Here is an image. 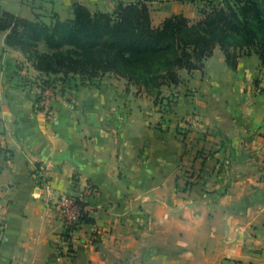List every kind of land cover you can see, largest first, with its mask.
Here are the masks:
<instances>
[{
	"label": "crops",
	"instance_id": "crops-1",
	"mask_svg": "<svg viewBox=\"0 0 264 264\" xmlns=\"http://www.w3.org/2000/svg\"><path fill=\"white\" fill-rule=\"evenodd\" d=\"M76 2L109 11L118 0L0 8L51 21ZM173 5L164 16L187 14L186 1ZM9 29H0V264H264V89L253 85V53L234 69L222 51L216 68L215 46L202 69L180 68L167 113L110 74L57 94L47 116L35 108L39 71L7 44ZM40 165L55 194L95 187L92 221L66 233L36 182Z\"/></svg>",
	"mask_w": 264,
	"mask_h": 264
},
{
	"label": "trees",
	"instance_id": "trees-1",
	"mask_svg": "<svg viewBox=\"0 0 264 264\" xmlns=\"http://www.w3.org/2000/svg\"><path fill=\"white\" fill-rule=\"evenodd\" d=\"M215 1L209 0L210 8L200 21L173 13L156 26L146 0L119 1L111 11H93L76 2L72 17L53 14L49 23L0 8V29L10 27L7 44L19 49L37 70L47 71L45 61H50L64 73V80L77 74L84 81V74L91 78L113 73L160 95L162 84L180 81L178 69H202L217 44L231 68L238 65L237 47L255 53L264 67V0ZM38 40L54 51L40 53L33 48ZM165 107L164 113L172 109ZM82 219L92 221L88 216Z\"/></svg>",
	"mask_w": 264,
	"mask_h": 264
},
{
	"label": "rangeland",
	"instance_id": "rangeland-1",
	"mask_svg": "<svg viewBox=\"0 0 264 264\" xmlns=\"http://www.w3.org/2000/svg\"><path fill=\"white\" fill-rule=\"evenodd\" d=\"M119 1L130 2L133 0H118V2ZM171 1L172 2H168V0H146L148 6L150 8V13H151L153 25L156 26V25L160 24V22L166 17V16H164V14H167V13H170V12L176 10L175 5H173L175 0H171ZM183 1H186L188 4V9L186 10V12H187L186 16L189 17L191 19V21H193V22H197V21L202 20L204 17L202 12H204L205 10L210 8V4H208L209 0H183ZM218 1H220V0H216L215 2L217 3ZM95 10H98V9H95ZM99 10H101V9H99ZM111 10H109V11H111ZM72 15L73 14H71L70 17H72ZM44 22L49 23L50 21H49V19H47V21H44ZM216 46H219V45L217 44ZM33 48L37 49L40 53H51L54 51L53 48L48 47L47 44L43 40H38L37 45L33 46ZM235 50L239 55L238 58L240 56H243V55H248V54L244 53L245 50H242V49L240 50V48H238V47ZM253 54H254L255 58H258V56L255 53H253ZM222 56H223L222 50L218 47V50L213 55V58L211 61L214 65H216V68L217 67L219 68L218 60H220V58ZM45 62H46L45 64H47L49 67L48 70L47 71L46 70H43V71L38 70L39 75L35 76V77L33 75L34 83L35 82L37 83L38 80L39 81L40 80L41 81L46 80V83L48 85L56 87L57 90L59 91V93L67 96V98L69 97L70 90L76 89L74 87H69L70 83L79 84L77 89H81V88H83L85 86H89V85H95L98 87L101 83V80H103V78L105 76L113 74V73H105L104 75H93L91 78H88L87 75L84 74V81L77 74V75H73V77L76 76V78L72 77L71 79L64 80L63 79V77H64L63 72L58 71V68L54 67V64L51 63L50 61H45ZM185 73H186L185 70H181V72L179 73V69H178L179 76H182V75L184 76ZM70 74L72 75L71 72H70ZM82 82H85V85H83ZM170 84L171 83H165V84H162L160 86V89H159L160 95H155L154 92L148 93L147 91H145L144 88L139 89V87L136 84H134V85H136L138 90H140V91L142 90L148 96H150L155 105L159 106L160 109H161V107H163V109H164V108H166L165 106H168V105H171V107H173L174 103L176 102V98L178 97V95L175 93V91L170 90L166 86V85L170 86ZM253 85L258 89H264V67L263 66L260 67L259 73L254 78ZM162 87H163V89H162ZM155 100H156V103H155Z\"/></svg>",
	"mask_w": 264,
	"mask_h": 264
},
{
	"label": "built area",
	"instance_id": "built-area-1",
	"mask_svg": "<svg viewBox=\"0 0 264 264\" xmlns=\"http://www.w3.org/2000/svg\"><path fill=\"white\" fill-rule=\"evenodd\" d=\"M37 96L35 100V108L39 112H43L47 116L53 114L54 109L50 103L59 91L56 87L48 85L46 80H38L36 83ZM46 166L40 165L36 168L35 178L38 185L45 192V200L47 204L53 207L60 219L63 221L66 233L70 234L74 227L83 221L84 216H88V198L96 192L95 187L86 184L79 193L55 194L51 178L45 174ZM185 172L193 175V168L189 167ZM190 178V177H189ZM190 183V180L188 181Z\"/></svg>",
	"mask_w": 264,
	"mask_h": 264
}]
</instances>
